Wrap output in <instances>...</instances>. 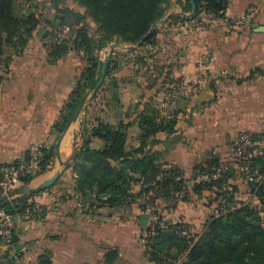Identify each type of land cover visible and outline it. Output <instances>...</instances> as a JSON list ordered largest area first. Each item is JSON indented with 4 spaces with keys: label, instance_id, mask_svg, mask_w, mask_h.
I'll return each instance as SVG.
<instances>
[{
    "label": "crops",
    "instance_id": "obj_1",
    "mask_svg": "<svg viewBox=\"0 0 264 264\" xmlns=\"http://www.w3.org/2000/svg\"><path fill=\"white\" fill-rule=\"evenodd\" d=\"M185 5V1L171 0L163 19L166 21L158 29L200 34L199 48L162 43L154 49L122 43L129 47L113 52L110 62L116 66L114 76L106 77L100 91L88 97L63 137L54 128L88 66L83 54H70L50 66L48 53L35 40L23 57L15 58L8 70L2 69L0 165L22 163L36 150L54 147L60 140L52 169L20 187L15 197L60 176L52 187L29 199L43 209L42 218L17 220L16 236L28 249L23 254V246L13 250L16 264H38L44 254L50 255L53 264H104V254L110 249L119 251L116 264H139L144 258L138 249L139 234L148 236L146 230L155 216L136 205L128 211L102 206L95 214L79 213L75 200L64 199L75 189L77 173L68 166L83 145L84 130L85 137H90L92 129L101 123L116 129L128 126L126 147L131 151L141 145L138 123L146 110H155L161 116L178 113V132L157 135L149 141L148 150L161 153L168 162L183 168L187 176L213 155L226 160L241 134L264 138V0H230L226 21L204 19L197 27L172 19L184 16ZM114 43L121 42L114 41L96 51L100 64L104 65L106 57L102 56L105 52L108 55L107 49ZM200 53L209 54V64ZM90 140L94 150L105 146L98 138ZM155 140L157 144L151 145ZM133 189L139 192L140 186ZM192 200L175 210H163L167 213L163 216L169 221L182 218L194 226L192 232H197L208 210L206 198L193 196ZM252 200H256L254 196L249 202ZM166 206L162 205L163 209ZM9 248L0 246V264H7Z\"/></svg>",
    "mask_w": 264,
    "mask_h": 264
},
{
    "label": "trees",
    "instance_id": "obj_2",
    "mask_svg": "<svg viewBox=\"0 0 264 264\" xmlns=\"http://www.w3.org/2000/svg\"><path fill=\"white\" fill-rule=\"evenodd\" d=\"M170 1L0 0V69L2 66L9 69L14 59L23 57L35 40H39L48 53L47 64L50 66L57 65L70 54H83L88 66L69 102L63 106L54 128L61 135L72 122L82 97L94 88L101 76L104 65L95 56L96 51L106 49L114 41L154 49L162 43L171 47L199 48L200 34L192 35L172 28L150 33L152 26L164 19ZM182 1L186 2L185 14L192 13L191 1L196 5V13L190 18L184 14L173 20L190 22L196 27L204 19L226 21L230 0H178ZM65 28L68 29L66 38L61 37ZM7 50L11 51L8 56ZM115 69L111 61L106 77L114 76ZM0 77L3 79L2 75ZM138 125L141 145L131 151L126 147L128 126L120 125L116 129L101 123L92 129L90 137H85L87 131L84 130L83 145L75 151L68 167L72 166L77 173L74 192L82 200L85 213L92 211L95 214L102 206L128 211L136 205L147 215L155 216L153 224L146 230L148 236L144 238L141 234L138 238L139 252L147 264H264V158L253 163V168L263 177L260 185L247 182L241 168H230L225 180L232 182L234 195L227 198L222 193L223 180L196 183V178L199 172L229 163L231 152L226 160L213 155L187 176L183 168L168 162L161 153L148 150L152 138L178 132V113L161 116L155 110H146ZM245 134L263 138L253 133ZM91 138L102 140L104 148L92 149ZM155 144L156 140L151 143ZM231 146L233 148L234 144ZM55 158L54 147L41 150L43 174L52 169ZM33 180L24 178L23 185ZM134 185L140 186L139 192L133 191ZM35 194L37 192L12 201L4 200L2 208L20 215L25 208L34 205L29 199ZM193 196L208 201L206 221H202L197 232H192L194 226L182 218L169 221L158 212L160 200L167 202L163 210L168 211L177 209L179 204L192 203ZM250 196L255 197L258 206L249 202ZM222 197L232 209L216 217L214 208ZM139 228L145 232L142 226ZM3 244L0 238V246ZM13 245L14 248H9L6 253L7 264H16L12 252L24 246L16 234ZM119 259L118 249H110L104 254V264H116ZM38 264H53V260L49 254H44Z\"/></svg>",
    "mask_w": 264,
    "mask_h": 264
},
{
    "label": "built area",
    "instance_id": "obj_3",
    "mask_svg": "<svg viewBox=\"0 0 264 264\" xmlns=\"http://www.w3.org/2000/svg\"><path fill=\"white\" fill-rule=\"evenodd\" d=\"M251 16H247V20L250 21ZM64 34L61 37H67L68 29H64ZM43 149H49L44 147ZM41 150H36L29 161L18 164H1L0 165V198L12 201L17 196L18 190L23 186L24 178H38L43 175V167L41 160ZM258 158H264V138H254L250 134L241 135L234 143L231 150V156L229 163L220 165L219 167L212 168L204 173H200L196 178V183L211 182L223 180L224 185L222 193L227 198L234 195V190L231 181H226V174L230 171L231 167L241 168L242 173L247 182L255 185H260L263 182L258 169L253 168V163ZM224 197V196H223ZM220 198L214 208V216L219 217L226 214L230 209L226 204L225 198ZM64 199H73L76 202V208L79 213H84V205L80 197L75 193L64 196ZM88 214H93L92 211H88ZM44 215L43 209L30 205L23 211L22 214L16 215L7 212L2 207L0 208V238L4 241L6 247L13 248V240L17 231V220L21 219L24 222H30L35 219L42 218ZM27 247L21 248L20 254L27 251Z\"/></svg>",
    "mask_w": 264,
    "mask_h": 264
},
{
    "label": "water",
    "instance_id": "obj_4",
    "mask_svg": "<svg viewBox=\"0 0 264 264\" xmlns=\"http://www.w3.org/2000/svg\"><path fill=\"white\" fill-rule=\"evenodd\" d=\"M191 4H192V13L190 14V16L188 18H190L191 16H194L195 13H196V5H195V3L191 1ZM165 21L166 20H163V21H160V22L155 23L152 26V29H151L150 33L155 32L158 29V27L160 25H162ZM118 47H119V45H117V44L111 45L110 52L108 54L107 59L104 62L103 70H102L101 76H100L97 84L94 86V88L92 90H89L82 97L81 102L78 105V107H77V109H76V111H75V113L73 115L72 121H76L78 119L80 113L82 112L84 103L86 102V100L88 99V97L90 95H92V94L97 93L100 90V88L102 87V85L104 84V81H105V78H106L107 69L109 67L110 60H111V58L113 56L114 49H116ZM64 134H65V132L61 135V137H63ZM59 148H60V140L54 146V152H55V155L56 156H58ZM59 177H60L59 175H56L51 180H49V181L41 184L38 188H35V189H33V188L25 189L21 193H22V195H30V194H33V193H36V192H39V191H42V190H46V189L52 187L55 184V182L58 180ZM4 200H5L4 198H0V208L2 207Z\"/></svg>",
    "mask_w": 264,
    "mask_h": 264
},
{
    "label": "rangeland",
    "instance_id": "obj_5",
    "mask_svg": "<svg viewBox=\"0 0 264 264\" xmlns=\"http://www.w3.org/2000/svg\"><path fill=\"white\" fill-rule=\"evenodd\" d=\"M190 14L191 13H189L188 15L190 16ZM197 36H199V34H197ZM199 38V40L201 41L202 40V37L200 36V37H198ZM114 44H117V45H119V47L120 48H128L129 46H127V45H125V44H122V43H114ZM108 51L107 52H110V47L107 49ZM118 49H116V50H114V51H117ZM122 51L121 52H127V50L126 49H121ZM197 51V50H196ZM10 50H7V54H6V56H8L9 54H10ZM109 54V53H108ZM201 54V55H200ZM199 55H200V57H202V60H204L205 61V63L206 64H209L208 62L210 61V57H209V54H205V55H203V53H200ZM106 57V59H107V57H108V55H107V53L105 52V54L102 56V58H105ZM204 68H206L205 66H203ZM4 67L2 66L1 67V69H0V75L1 74H3L2 73V69H3ZM6 70H8V69H6ZM1 78V77H0ZM166 202V201H165ZM207 199H206V204H207ZM250 202H252L251 204L252 205H254V206H258V201L257 200H252V201H250ZM159 203H162L161 205H160V211L162 210L163 211V207H162V205H164L165 206V203H164V201H159ZM167 203V202H166ZM206 204H205V206H206ZM168 205V204H167ZM160 212V214H162V216L164 215V214H167L165 211H163V212ZM138 213H139V211H138ZM200 231H201V229H200ZM139 236H141V233L139 234ZM144 237H145V234H144ZM139 264H144V261H143V259H141L140 258V261H139Z\"/></svg>",
    "mask_w": 264,
    "mask_h": 264
}]
</instances>
